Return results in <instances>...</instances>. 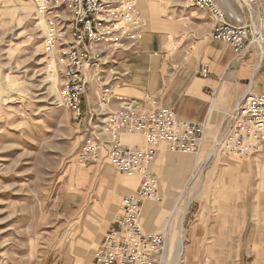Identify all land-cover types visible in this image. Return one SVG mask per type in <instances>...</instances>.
<instances>
[{
  "label": "rangeland",
  "instance_id": "rangeland-1",
  "mask_svg": "<svg viewBox=\"0 0 264 264\" xmlns=\"http://www.w3.org/2000/svg\"><path fill=\"white\" fill-rule=\"evenodd\" d=\"M226 1L240 12L234 0ZM140 7L150 16L158 12L178 22L181 39L191 42L205 39L202 29L211 22L183 0H140L138 8L146 20ZM119 54L108 57L105 77ZM258 62L257 57V66ZM62 75L58 61L46 53V26L36 13L35 0H0V264H90L120 213L122 199L137 186L122 194L118 188L127 179L139 181L104 161L88 166L78 162V152L90 137V115L77 119L63 105ZM256 79L264 84V69L258 70ZM108 80L115 85L114 79ZM91 93L96 95V90ZM207 154L197 167H202L198 177L193 179L196 169L181 193L163 196L162 203L146 201L145 210L151 206L153 212L167 215L161 226L162 232L171 231L166 264L175 262L180 225L184 232L179 264H264V155L247 157V168L239 172L230 170L232 164L223 158L211 174L212 151ZM109 182L114 201L107 211ZM90 216L102 219L101 235L93 245L87 241L92 238ZM200 220H246L250 226L239 236L191 243L186 238L188 225ZM78 249L91 253L79 257Z\"/></svg>",
  "mask_w": 264,
  "mask_h": 264
},
{
  "label": "built area",
  "instance_id": "built-area-1",
  "mask_svg": "<svg viewBox=\"0 0 264 264\" xmlns=\"http://www.w3.org/2000/svg\"><path fill=\"white\" fill-rule=\"evenodd\" d=\"M183 1L211 18L212 40L229 45L237 62L254 50L257 72L264 69V0H234L240 12L226 0ZM139 2L35 0L36 13L46 26V53L58 61L63 74L62 103L77 119L90 115V137L78 152V162L88 166L104 161L122 175L139 177L137 190L122 199L120 213L105 231L90 264H166L168 230L149 233L142 222L144 203L162 201L159 178L150 166L160 146L171 153L197 155L205 136L203 125L179 122L172 110L155 100L112 109L113 100L121 99L115 97L109 76L105 77L107 59L141 43L147 22ZM200 75L208 77L209 68L203 66ZM93 88L96 107L85 111L83 99ZM252 88L223 121L212 158L264 155V90L255 93ZM135 135L142 137L143 147L124 142L125 136Z\"/></svg>",
  "mask_w": 264,
  "mask_h": 264
},
{
  "label": "crops",
  "instance_id": "crops-1",
  "mask_svg": "<svg viewBox=\"0 0 264 264\" xmlns=\"http://www.w3.org/2000/svg\"><path fill=\"white\" fill-rule=\"evenodd\" d=\"M143 11L147 15V27L141 43L133 52H120L109 66V78H116L115 85H112L114 95L121 99L120 102L113 101L112 109H118L127 103L155 100L172 110L179 122L201 124L205 127L202 150L197 155L171 153L164 146L158 148L157 158L150 169L159 178L162 203L163 196L164 199L174 197L187 187L190 176L204 163L207 153L212 151L225 117L232 113L249 88L253 87V92L261 93L264 84L256 79L258 72L253 80L257 69L256 51H250L237 62L229 45L212 40L213 22L206 13L202 12L211 22L207 29H202L206 32L203 34L205 39L199 38L191 42L181 39V25L178 22L165 19L158 12L150 16L146 10ZM176 64H180L179 69L175 68ZM203 66L209 68V76L206 78L200 75ZM93 94L90 93L86 98L85 111L96 100ZM139 137L141 143L133 145L142 147L144 141ZM223 158L230 161L232 165L229 169L233 172H239L242 167L247 168L244 162L249 161V158L238 155H218L213 158L211 174L218 169V165L224 163ZM110 187L109 182L107 211L111 209L114 201ZM115 197V202L119 201L120 195ZM146 204L145 202L142 209L145 230L149 233H162L161 226L167 215L162 216L161 211L153 212L154 207L151 206L145 210ZM249 226L250 223L246 220H200L188 225L186 238L191 243L211 242L224 236L242 235ZM167 234L168 238L171 231Z\"/></svg>",
  "mask_w": 264,
  "mask_h": 264
},
{
  "label": "bare ground",
  "instance_id": "bare-ground-1",
  "mask_svg": "<svg viewBox=\"0 0 264 264\" xmlns=\"http://www.w3.org/2000/svg\"><path fill=\"white\" fill-rule=\"evenodd\" d=\"M155 9H156V8H155ZM157 10H158V9H157ZM150 11H151V10H150ZM148 12H149V11H148ZM256 75H257V69H256V72H255V74H254L253 80H255ZM83 103H86V98L83 99ZM123 139H124V142H125V143L130 144V145H133V144H140V143H141V141H140L141 138H140L139 136H125ZM214 154H215V153H212L208 159H209V160H214V159H213L214 157L212 158V156H213ZM207 163H208V162H207ZM112 177H113V176H111V178H112ZM116 179H117V178H116ZM117 183H118V182H117ZM125 183H126V184H124V186H120V187L118 188L117 193L122 194V193H124V192L130 190L131 188L136 187L137 184H138V180H137L136 178H131V179H127V180H125ZM116 185H117V184H116ZM115 190H116V189H115ZM113 192H114V191H113ZM121 192H122V193H121ZM196 194H197V193H196ZM195 196H196V195H193V196L191 197V200L185 205L184 213L188 210L190 203H191L192 201H194ZM114 204H115V206H116V202H114ZM165 209L167 210L168 208L166 207ZM170 210H171V209H170ZM95 211H96V213H98V214H101V212H102L101 209L99 210L98 208L95 209ZM161 215H162V216L165 215V212H162ZM183 217H184V216H183ZM101 220H102V219H100V216H99V218H97V217H95V216H90V217L88 218V226H89V228L92 229V234H91V235H92V238H91V240H87V241L90 242L91 245L96 244L97 241L99 240V236L101 235L100 232H99V229H100L101 224H102ZM95 221H96V222H95ZM94 223H97V227H95V224H94ZM92 227H94V229H93ZM179 231H180V236H179V240L177 241L178 243H177V246H176V249H175V253H174V256L176 257V259H175V262H174L173 264H179V262H180V260H181V257L183 256V255H182V254H183V232H184L183 225H180V230H179ZM77 252L79 253V254H77L79 257H81L82 254H85L86 252H87L88 254L91 253V251H89L88 249H87V250H86V249H78ZM174 256H173V257H174Z\"/></svg>",
  "mask_w": 264,
  "mask_h": 264
}]
</instances>
